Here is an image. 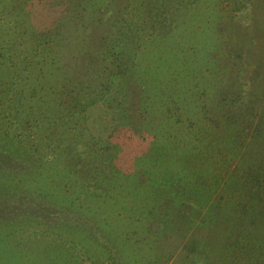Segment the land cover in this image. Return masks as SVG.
I'll list each match as a JSON object with an SVG mask.
<instances>
[{
  "label": "rangeland",
  "instance_id": "rangeland-1",
  "mask_svg": "<svg viewBox=\"0 0 264 264\" xmlns=\"http://www.w3.org/2000/svg\"><path fill=\"white\" fill-rule=\"evenodd\" d=\"M257 44L264 0H0V264H264Z\"/></svg>",
  "mask_w": 264,
  "mask_h": 264
},
{
  "label": "trees",
  "instance_id": "trees-1",
  "mask_svg": "<svg viewBox=\"0 0 264 264\" xmlns=\"http://www.w3.org/2000/svg\"><path fill=\"white\" fill-rule=\"evenodd\" d=\"M253 47H254V44L252 43V48ZM256 47L258 48V53H255V56H256V61H254L255 71L252 74V103H254L253 104L254 106L252 107V112H253L252 113V131L250 132V135L252 136V155L250 156L247 155L248 157L246 159L247 160L245 163L246 165H244V169L242 173V177L245 178V181L242 180V185L243 183H245V185L250 187L249 196L251 195L254 205L256 204L255 206L252 205V210L254 212L253 215H255L256 222H261V223H258V224H261V226L256 228L255 230H252V240L253 239L256 240L255 242H252V245H258V247L260 248V245H264V221H262V219H264V90L261 91V88L259 87V85L264 78V45L257 44ZM239 58L242 59L241 57ZM235 63H238V60H236ZM65 65H66V68H69L67 64ZM17 94H18V90L16 91V95ZM230 102L231 101L229 100V98H227V104H229ZM11 103H14V102H11ZM20 108L21 107L17 109L19 110L17 111V114L19 113L18 115L19 119L21 118ZM240 108L241 109L238 115L244 118V119L241 118L243 120L242 123H244L245 115L242 112L243 106H240ZM248 127L249 126H246V129ZM249 130L250 128H248V131ZM211 207L212 208L210 210L211 211L210 213H213L212 210L215 208L216 212L213 214H216L215 215L216 218L215 216L214 218L217 219L218 217L217 214L219 212H222L224 209L219 208V207L216 208L213 206ZM174 208L175 207H173V209ZM230 212H232V206L230 207ZM173 219H175L174 216H173ZM205 224H207V226L210 228H214L212 229L213 231L220 230L218 226H216L214 220L206 222ZM240 240L247 241L246 236L244 235ZM240 240L234 241L235 243L231 245H221V244L214 245L215 246L214 251L217 252V255L214 253V255L216 256H212L210 255L211 251H208V256L213 258L212 260H215L214 264H224V261L228 260V258H231L232 252H237V251L241 252L242 250H245L246 247L250 246V245H240ZM215 241L217 240L215 239L213 242ZM210 243L211 242H208V245ZM248 252H252V250L248 248ZM197 254H198V251H197ZM186 257H189V255L186 254Z\"/></svg>",
  "mask_w": 264,
  "mask_h": 264
}]
</instances>
